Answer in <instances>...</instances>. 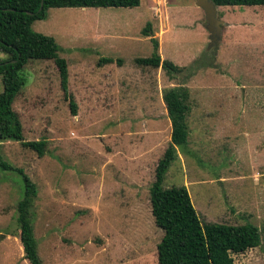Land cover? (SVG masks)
Segmentation results:
<instances>
[{"label": "rangeland", "instance_id": "rangeland-1", "mask_svg": "<svg viewBox=\"0 0 264 264\" xmlns=\"http://www.w3.org/2000/svg\"><path fill=\"white\" fill-rule=\"evenodd\" d=\"M137 7L48 8L33 31L66 61L64 97L52 59H30L13 99L24 140L0 141V264H28L18 240L19 168L34 183L32 227L41 264H157L162 231L148 188L169 142L162 90H188L187 152L177 149L162 186H185L202 222L251 223L259 245L232 264H264V5L219 6L215 53L196 0ZM149 23L150 35L142 34ZM181 71L137 65L153 52ZM0 50V60L7 59ZM102 57L111 58L100 63ZM1 78H0V91ZM75 103L74 114L68 106Z\"/></svg>", "mask_w": 264, "mask_h": 264}, {"label": "trees", "instance_id": "trees-1", "mask_svg": "<svg viewBox=\"0 0 264 264\" xmlns=\"http://www.w3.org/2000/svg\"><path fill=\"white\" fill-rule=\"evenodd\" d=\"M140 0H0V50L7 59L0 60V141L13 140L34 151L44 153L45 140H24L21 124L12 109V102L24 85L20 71L30 59H52L59 76V86L67 94L66 61L57 55L58 46L51 36L35 32L30 24L43 19L48 8L59 7H137ZM219 6L264 5V0H210ZM150 35L149 23L141 30ZM153 52L149 57L135 58L137 65L160 67L168 78L181 71L170 60L160 59L155 38H150ZM111 58L102 57L100 63ZM161 99L170 124L169 142L154 168V178L148 188L150 214L153 223L162 231L156 244L157 264H232L231 253H240L259 245L258 228L248 222L241 224L202 222L183 185L162 186L164 174L177 149L187 150V116L189 113L188 90L184 86H170L162 90ZM68 106L74 114L75 103L69 97ZM0 168H12L0 156ZM22 190L16 202L19 223L18 240L22 257L28 264H41L33 235L31 210L36 195L34 183L19 168Z\"/></svg>", "mask_w": 264, "mask_h": 264}, {"label": "water", "instance_id": "water-1", "mask_svg": "<svg viewBox=\"0 0 264 264\" xmlns=\"http://www.w3.org/2000/svg\"><path fill=\"white\" fill-rule=\"evenodd\" d=\"M196 6L204 13V28L208 32V48L215 53L220 39L222 21L216 17V7L210 0H196Z\"/></svg>", "mask_w": 264, "mask_h": 264}]
</instances>
